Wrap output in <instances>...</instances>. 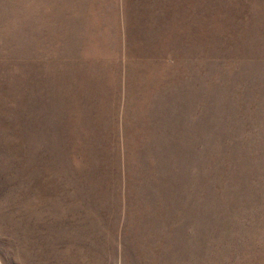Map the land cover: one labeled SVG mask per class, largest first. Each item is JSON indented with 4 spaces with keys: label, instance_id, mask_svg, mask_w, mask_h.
<instances>
[{
    "label": "rangeland",
    "instance_id": "obj_1",
    "mask_svg": "<svg viewBox=\"0 0 264 264\" xmlns=\"http://www.w3.org/2000/svg\"><path fill=\"white\" fill-rule=\"evenodd\" d=\"M0 264H264V0H0Z\"/></svg>",
    "mask_w": 264,
    "mask_h": 264
}]
</instances>
